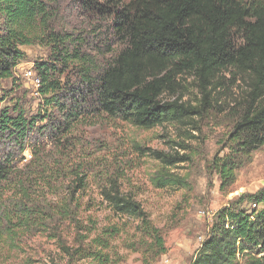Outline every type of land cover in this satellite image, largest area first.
Here are the masks:
<instances>
[{
  "label": "trees",
  "instance_id": "obj_1",
  "mask_svg": "<svg viewBox=\"0 0 264 264\" xmlns=\"http://www.w3.org/2000/svg\"><path fill=\"white\" fill-rule=\"evenodd\" d=\"M56 2L0 0V89L7 80L15 82L16 68L27 57L23 47L50 49L49 58L34 66L41 79V110L28 115L18 102L0 110V258L23 250L26 238L46 236L67 264H112L111 243L120 229L99 230L96 221L85 224L80 217L87 173L73 161L74 130L105 116L141 129L191 125L210 109L174 99L179 80L198 82L209 106V89L225 74L237 77L247 87L246 100L212 161L227 192L237 171L264 147V0H109L122 48L112 51L106 65L82 34L52 27ZM28 142L32 157L21 165ZM153 156L163 165L153 183L161 189L184 187L165 170L187 158L157 151ZM100 189L114 214L140 223L151 252L166 253L161 231L134 196L113 179ZM67 229L74 230L72 243ZM242 259L264 264V187L217 212L192 264H240Z\"/></svg>",
  "mask_w": 264,
  "mask_h": 264
},
{
  "label": "rangeland",
  "instance_id": "obj_2",
  "mask_svg": "<svg viewBox=\"0 0 264 264\" xmlns=\"http://www.w3.org/2000/svg\"><path fill=\"white\" fill-rule=\"evenodd\" d=\"M108 1L93 0V4L88 5L87 0H57L51 6L55 15L52 27L82 34L89 48L101 52V65L111 59L112 51L122 48L112 29L113 13L111 5L107 6ZM22 49L27 57L16 68L15 82L7 80L3 83L0 110L18 102L26 108L28 115H34L41 110L40 98L34 82L24 73L32 71L37 75L35 62L46 61L50 49L39 45ZM179 83L181 89L174 99L180 97L182 103L210 109L191 125L166 124L141 129L105 116L98 121L89 120L73 132L78 142L74 146L73 161L81 163L87 173L80 217L85 224L90 218L96 221L99 230L120 229V235L111 243L112 264H192L217 212L242 195L264 187V147L253 154L250 163L237 171L236 182L227 192L221 190L220 177L212 168V161L221 151L246 100L245 84L237 77L225 74L220 83L209 89V106H204L198 82L183 78ZM3 95L7 98L2 103ZM45 133L48 136L49 130ZM46 136L32 137L45 142ZM27 145L29 148L21 156V165L27 164L32 157L33 143ZM156 151L172 158H187L185 163L165 170L185 182L184 187L161 189L153 183L154 177L163 169L162 163L153 156ZM112 179L119 183L123 193L134 196L143 205L152 224L162 233L165 254L155 255L149 250L151 241L144 238L137 220L117 216L103 203L100 187ZM65 235L72 243L74 230L67 229ZM25 242L23 250L4 254L0 264H67L66 257L46 236L26 238ZM90 263L84 260L75 264ZM240 264L252 263L242 259Z\"/></svg>",
  "mask_w": 264,
  "mask_h": 264
},
{
  "label": "built area",
  "instance_id": "obj_3",
  "mask_svg": "<svg viewBox=\"0 0 264 264\" xmlns=\"http://www.w3.org/2000/svg\"><path fill=\"white\" fill-rule=\"evenodd\" d=\"M24 74H25V77H28L34 82L33 84H35V86L37 87L36 89L38 91L41 85V79L38 77V75H36L35 72H32V71H26ZM254 207L256 206L254 205Z\"/></svg>",
  "mask_w": 264,
  "mask_h": 264
}]
</instances>
